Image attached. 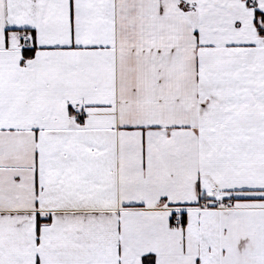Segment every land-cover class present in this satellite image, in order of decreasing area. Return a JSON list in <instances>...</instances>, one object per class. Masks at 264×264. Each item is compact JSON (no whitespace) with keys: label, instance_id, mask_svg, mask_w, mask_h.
<instances>
[{"label":"snow or ice","instance_id":"obj_1","mask_svg":"<svg viewBox=\"0 0 264 264\" xmlns=\"http://www.w3.org/2000/svg\"><path fill=\"white\" fill-rule=\"evenodd\" d=\"M0 264H264V0H0Z\"/></svg>","mask_w":264,"mask_h":264}]
</instances>
